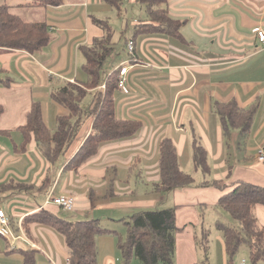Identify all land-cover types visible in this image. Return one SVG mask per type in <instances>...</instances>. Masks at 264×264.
I'll return each instance as SVG.
<instances>
[{
    "label": "crops",
    "instance_id": "obj_1",
    "mask_svg": "<svg viewBox=\"0 0 264 264\" xmlns=\"http://www.w3.org/2000/svg\"><path fill=\"white\" fill-rule=\"evenodd\" d=\"M10 1L11 5L8 0H0V5L8 4L28 22L46 21L54 40L34 54L0 49V103L6 109L0 129L8 131L0 135V196L24 189L40 193L34 197L36 201H32L29 193L16 192L0 200L15 236L11 242L0 236V264H69V248L57 231L34 223L28 233L23 225L26 218L42 209L54 213L57 206L46 204L50 197H74L78 218L99 220L110 231L111 227L105 226L113 225L115 218L124 223L141 211L155 210L165 200V192L156 190L163 140L173 141L178 152L185 139H192L193 151L196 141L206 150L208 159L205 133L216 130L222 135L236 131L233 136L240 150L260 162L257 153L264 147V137L257 130V117L264 103V45L258 42L255 31L264 28V0H169L170 17L183 24L181 39L163 34H137L142 19H134L131 27L125 26V32L129 33V38H125L127 49L133 42L135 54L132 56L128 49L126 58L116 61L114 58L102 76L106 79L113 72L119 76L120 68H128L125 76L128 92L119 89L115 95L116 116L141 122L143 126L132 138L104 145L77 172L65 168V158L70 153L64 157L65 166L55 169V164L46 160L35 142L25 153L16 152L14 144L23 142L19 128L26 123L34 103H41L46 125L52 131L55 123L57 126V118L64 114V109L52 100L54 88L62 82L87 81L81 48L106 35L93 20L113 19L116 12L101 0H65L56 8H38L37 0L14 5V0ZM127 5L138 4L130 0ZM113 33L116 45L114 30ZM97 92L92 93L85 108ZM229 103L245 110L256 109L249 133L243 134L239 128L226 132L216 108L218 104ZM214 111L220 116V121L216 120L217 129L211 121ZM88 124L89 118L80 135V144L91 131ZM243 136L249 145L243 144ZM260 169L264 177V168ZM239 183L254 185L244 179ZM7 184H11V189L5 191ZM20 184L22 187H15ZM44 189L42 200L40 191ZM254 213L258 225L264 228V206H257ZM217 238L214 250L209 244L208 261L230 264L224 235ZM118 241L117 234L97 238L98 264H126ZM137 262L142 263L134 258L128 264ZM231 264H236L235 258ZM238 264L248 262L243 259Z\"/></svg>",
    "mask_w": 264,
    "mask_h": 264
},
{
    "label": "trees",
    "instance_id": "obj_2",
    "mask_svg": "<svg viewBox=\"0 0 264 264\" xmlns=\"http://www.w3.org/2000/svg\"><path fill=\"white\" fill-rule=\"evenodd\" d=\"M101 2L122 16L130 0ZM35 3L39 8H56L62 6L65 0H37ZM135 3L145 6L147 14V19L139 21L137 34H163L181 39L180 29L183 24L170 17L169 0H135ZM93 22L106 35L96 39L92 45L81 48L87 81L62 82L54 88L52 100L64 109V114L57 118L56 130L52 131L46 125L41 103H34L26 123L19 128L23 133V142L20 145L14 144L16 152L25 153L29 145L35 142L50 164H56L62 156L67 157L70 153L65 158V168L74 172L89 163L104 145L132 138L143 126L141 122L121 120L116 116L115 95L120 89L119 76L116 72L106 79L102 76L105 61L114 54V33L108 21L95 19ZM53 40L54 36L46 21L28 22L14 13L8 4L0 5V49L22 50L34 54L49 46ZM96 90L99 92L94 94L89 107L85 108L86 102ZM216 110L226 132L231 128H239L243 134L250 132L255 108L245 110L236 103H229L218 104ZM5 112V107L0 103V121ZM88 118L91 131L80 144V135ZM2 133L8 131L0 129V135ZM73 149L75 152L72 153ZM193 153L196 167L208 173L210 168L206 150L196 141ZM159 176L160 182L156 186L159 192L167 193L194 183V178L181 170L177 148L169 139L160 143ZM15 187H22V184ZM10 189L11 184L4 185L5 191ZM217 205L225 209L241 227L237 231L218 224L224 235L228 262H233L243 245L251 252V264L264 262V228L258 225L254 213L257 206H264V187L238 184L223 194ZM178 208L179 206L167 210L141 211L124 221L128 237L124 241L118 238V245L126 264L134 258L143 264L173 263L176 250L174 235L179 230ZM34 223L57 231L64 238L70 251L69 264H98L97 238L116 234L102 227L99 220L70 222L43 209L26 218L23 225L28 231Z\"/></svg>",
    "mask_w": 264,
    "mask_h": 264
},
{
    "label": "rangeland",
    "instance_id": "obj_3",
    "mask_svg": "<svg viewBox=\"0 0 264 264\" xmlns=\"http://www.w3.org/2000/svg\"><path fill=\"white\" fill-rule=\"evenodd\" d=\"M23 2L24 0L22 2L14 0L12 4H20ZM8 4L11 5L10 0H8ZM146 18L145 6L127 5L124 10V15L117 16L115 13L113 19L107 20L115 32L116 45L114 47V54L106 60L102 75L105 74V71L109 68L114 58V61H116L120 57L126 58L128 56L125 38H129V33L125 32V26L128 25L131 27L130 25L134 19L145 20ZM212 115L211 121L215 124V128L217 129L216 120L219 122L220 116L216 111H214ZM213 127L214 125L212 128ZM55 128L56 123L54 124V128H52L53 131H55ZM257 130L261 131V138L262 136L264 137V103L261 105L259 116L257 117ZM234 132L231 131L230 134L223 133L219 135L215 130L213 133H205L204 143L209 147L208 165L210 166V171L208 173L203 172L195 165L193 147H191L192 139H185V145L178 148L180 168L184 173L194 178V183L188 187L163 193L165 200L161 203L159 202L155 208V210H167L182 205L181 208L177 209V227L179 230L176 231L174 235L176 243L174 254L175 264H215L214 260L212 262L208 261L210 256L208 248L210 244L211 249L214 250V246L218 240L217 237H223V232L220 231L218 224H224L237 231L241 230L239 223L235 221L225 209L217 205L218 200L223 194L231 191L234 186L241 184L239 183L241 179L251 181L254 185L264 187V177L262 173H260V168H264V164L255 160L253 156H246L245 152L240 150L239 142H236L233 136ZM243 137V144L247 143L249 145L250 142L247 137ZM65 164L64 156H62L55 164L54 168H62ZM140 168H142V170L144 169L142 166H140ZM48 175L50 176V174ZM54 177L57 178V175ZM144 190L145 189L142 188V193H144ZM219 190L223 193H219ZM13 192L18 194L29 193L32 201H36L34 197L40 194L39 191L32 193L26 189L13 190L12 192H6L1 195L0 200L5 199V196ZM40 192L43 193L42 200H44L46 190L44 189ZM58 192L59 188L56 190V195H58ZM16 193H14V195H16ZM49 207L52 206H48V208ZM75 208H77V206H75ZM54 213L70 222L87 221L84 220L85 218H78L79 215L77 213L65 211L59 207L55 208ZM116 217L120 218L123 216ZM15 218L17 219L18 217ZM120 220L121 219L115 218V223L113 225L108 224L105 227H111L109 229L114 231L118 235V238L124 241L128 237V229ZM242 254L244 255L243 257ZM243 259H246L248 264H251V252L246 245L240 248L238 255L235 257V263L238 264L242 262ZM137 264L142 263L137 262ZM260 264H264V262Z\"/></svg>",
    "mask_w": 264,
    "mask_h": 264
},
{
    "label": "built area",
    "instance_id": "obj_4",
    "mask_svg": "<svg viewBox=\"0 0 264 264\" xmlns=\"http://www.w3.org/2000/svg\"><path fill=\"white\" fill-rule=\"evenodd\" d=\"M257 40L260 44L264 45V28H258L256 31ZM134 43L130 42L128 45L129 53L133 55L134 53ZM128 72L127 67H123L119 71V87L123 92H128L126 86V74ZM257 158L260 162L264 163V147H262L258 153ZM54 204L55 206L65 210L75 212V198L69 195H63L55 198H49L47 203ZM0 236L4 238L7 242L15 241V236L12 231V222L10 217L7 215L6 211L0 207ZM17 239V238H16Z\"/></svg>",
    "mask_w": 264,
    "mask_h": 264
}]
</instances>
